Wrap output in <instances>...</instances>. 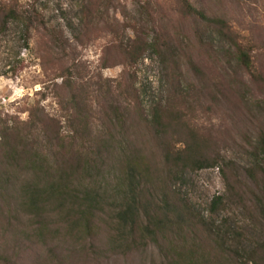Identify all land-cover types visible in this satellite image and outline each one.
<instances>
[{"label": "trees", "instance_id": "1", "mask_svg": "<svg viewBox=\"0 0 264 264\" xmlns=\"http://www.w3.org/2000/svg\"><path fill=\"white\" fill-rule=\"evenodd\" d=\"M182 1L185 13L219 22L189 0ZM83 12L86 32L114 33L101 18L98 2ZM22 13L16 3L0 0V34ZM220 23L225 34L231 26L222 19ZM118 42L109 47L112 55L103 58L104 68L134 63L146 50L160 49L170 61L172 93L166 103L154 104L146 112L134 86L128 84L130 74L128 80L107 83L108 93L116 86V95H109L114 101L107 108H96L90 91L72 81L74 63L66 69L62 103L71 113L72 134L65 135L61 121L44 114L41 107L24 121L0 118V259L10 264L13 257L22 256L23 249L36 253L46 249L49 259L59 264L90 256L97 264L111 259L118 264H264V239L259 240L264 229L250 231L247 227L253 223L229 221L234 207H247L235 180L227 175L228 192L212 200L213 215L225 213L221 220L207 219L176 190V182L187 171L217 167L220 160L206 153L207 142L201 143L187 130L191 127L178 105L184 89L178 83L170 32L149 43L140 34L131 46ZM253 51L251 44L237 45L238 60L251 73L256 70ZM189 62L200 76H206L192 59ZM171 133L179 134V141L186 144L173 148ZM153 142L162 144L161 170L157 155L148 151ZM254 150L264 161V134ZM257 184L260 193L253 188L246 193L264 217V188ZM248 215L253 217V210Z\"/></svg>", "mask_w": 264, "mask_h": 264}, {"label": "rangeland", "instance_id": "2", "mask_svg": "<svg viewBox=\"0 0 264 264\" xmlns=\"http://www.w3.org/2000/svg\"><path fill=\"white\" fill-rule=\"evenodd\" d=\"M7 1L16 3L23 13L0 34V118L18 117L24 121L32 110L41 107L44 114L61 121L65 135L72 134L71 113L62 108V103L66 69L74 63L77 66L72 81L76 87L90 91L96 108H107L114 101L109 95H116V86L108 93L107 83L128 80L131 74L128 84L134 86L140 107L150 112L154 104L166 103L173 91L168 81L170 61L161 50H146L134 63L121 62L106 68L103 58L118 40L127 47L133 45L138 34L149 43L168 31L176 47V73L184 89L178 105L191 127L187 130L195 133L201 143L207 142L206 153L220 160L217 167L187 171L176 182V190L198 213L221 220L225 213L213 215L210 206L215 196L228 192V175L243 189L245 207L249 208L234 207L229 221L244 226L253 223L247 227L250 231L264 229L263 214H257L251 194L246 193L248 188L258 193V182L264 188V161L258 154L255 156L254 150V144L264 134V0H189L219 22L185 13L182 0ZM95 2L101 5V18L114 28L113 34L108 29H84L83 10ZM221 19L231 26L225 34ZM239 44L253 45L256 70L252 73L238 60ZM189 59L205 77L191 67ZM127 80L123 83L127 84ZM171 136L173 148L186 144L179 141V134ZM161 150L162 144L154 142L148 149L152 156L157 155L159 170L163 168V163L158 162ZM251 210L253 217L248 215ZM38 251L41 255L23 249L22 256L9 259L10 264H59L49 259L46 249ZM69 263L97 264V260L90 256ZM0 264L7 263L0 259ZM103 264L118 263L111 259Z\"/></svg>", "mask_w": 264, "mask_h": 264}]
</instances>
